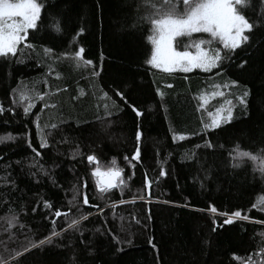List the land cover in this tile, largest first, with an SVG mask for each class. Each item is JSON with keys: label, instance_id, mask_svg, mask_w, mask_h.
Wrapping results in <instances>:
<instances>
[{"label": "trees", "instance_id": "16d2710c", "mask_svg": "<svg viewBox=\"0 0 264 264\" xmlns=\"http://www.w3.org/2000/svg\"><path fill=\"white\" fill-rule=\"evenodd\" d=\"M40 2L38 28L0 58V137H14L0 140V264H264V0L238 6L253 29L219 67L179 75L146 62V0ZM222 106L231 121L205 128ZM97 168L119 188L98 190ZM235 211L248 219L225 224Z\"/></svg>", "mask_w": 264, "mask_h": 264}, {"label": "snow or ice", "instance_id": "6c2138e0", "mask_svg": "<svg viewBox=\"0 0 264 264\" xmlns=\"http://www.w3.org/2000/svg\"><path fill=\"white\" fill-rule=\"evenodd\" d=\"M146 2L151 9L142 17L151 26L150 34L147 36V40L151 44V56L146 62L154 68H161L165 72H171L177 68L184 72L191 71L193 68L211 72L213 68L219 67L223 59H226L230 53L249 40L250 37L246 33L251 32L253 29V23H250L249 19L238 10V6H241L244 0H159L158 4L151 3V0H146ZM43 8L44 4L40 0H0V58L17 56L19 46L28 38L29 30L38 28V21ZM56 31H60L59 26L56 27ZM194 33H207L211 39H192ZM180 37L186 39H177ZM217 40L223 46V50H227L223 56L221 55L222 49L211 47L213 42ZM205 45L209 47H203ZM26 47L32 48L33 45L28 43ZM193 47L195 52L189 50ZM45 51L49 50L45 49ZM83 53L84 49L80 47L75 52V58L77 60L83 59ZM83 63L90 65L92 61L85 59ZM115 95L124 100L120 92L117 91ZM244 95L247 96L248 93L246 92ZM20 98L29 99L23 93H21ZM37 98L44 99L39 94H37ZM239 99L241 104L245 103L242 97ZM32 107H34V104L28 103L23 108L24 114L27 115ZM3 111L4 109L0 107V113ZM133 111L138 117L142 115L135 108H133ZM231 118V108L226 110V115H221L218 109L211 123L205 124L204 127L218 128L221 123L230 122ZM52 127H55V125ZM38 132H40L39 127ZM2 139L11 140L14 137L11 135L0 137V140ZM140 139L141 133L137 132L136 140L139 141ZM179 139L183 140L184 136H180ZM46 146V139L41 135L40 147ZM29 147H31V144H29ZM209 147H211L210 144ZM32 151L35 152L36 156L40 155L35 149H32ZM139 155V148H137L132 159H138ZM238 155L248 157L252 161L262 160L261 157L248 152H239ZM95 159L92 155L87 157L90 163ZM39 170L47 175L42 166ZM92 175L106 176V186L114 188L118 186L116 181L121 176V172L109 170L108 173L104 174L97 169ZM160 175L164 176L166 173L161 171ZM145 182V186L150 187L147 177H145ZM119 184H124V181L120 180ZM83 203L86 205L89 203L86 196ZM45 207H50V205L45 203ZM211 211L215 213L217 210L213 207ZM220 214L227 215L225 213ZM55 216H61V212L56 211ZM233 217L241 220L248 219L247 216H242L240 211H235L231 217L224 220V223L231 224ZM86 219L87 215L81 216L80 219H73L69 227L76 226L80 223V220ZM54 223L55 221H53ZM52 235L59 236L60 233L53 230ZM51 242L52 238L49 236L41 239L39 245L50 244ZM37 246L36 244L31 245V247ZM249 264H251V261Z\"/></svg>", "mask_w": 264, "mask_h": 264}, {"label": "rangeland", "instance_id": "374dc122", "mask_svg": "<svg viewBox=\"0 0 264 264\" xmlns=\"http://www.w3.org/2000/svg\"><path fill=\"white\" fill-rule=\"evenodd\" d=\"M30 31V30H29ZM199 36L198 39H200L201 37H203L204 39L208 40V39H211V37L207 34V33H194L193 36ZM202 38V39H203ZM178 39V38H177ZM217 42L219 43V41H214V43ZM220 44V43H219ZM243 44V43H242ZM221 45V44H220ZM207 45L203 46L206 48ZM222 46V45H221ZM20 47V46H19ZM223 47V46H222ZM239 48V47H238ZM190 51L192 52H195V48H191L189 49ZM151 66V65H150ZM151 69L154 71V73H157V74H161V75H170V74H188V73H191L193 72L194 70H201L199 68H193L191 71H188V72H184V71H181L179 68L175 69L174 71H171V72H165L163 71L161 68H154L151 66ZM203 71V70H202ZM221 94L220 92H217L215 93L214 95H210V96H205L203 99H202V103L204 106H207V104H209L213 99H215L216 97H220ZM230 107H225V106H222L219 110H220V114L221 115H226V110L229 109ZM217 111L214 112L213 114H210V119L212 121V118L216 115ZM98 169V168H97ZM97 169H95L93 172H95ZM100 173H104L106 174L107 172L104 171L103 169H99ZM94 176V175H93ZM103 175H97V176H94L95 178V181H96V185H97V189L100 190V186L98 184V179L99 177H101ZM119 188V185L117 187V189ZM104 191H107V190H104ZM148 193H150V190L148 191Z\"/></svg>", "mask_w": 264, "mask_h": 264}, {"label": "water", "instance_id": "95a60500", "mask_svg": "<svg viewBox=\"0 0 264 264\" xmlns=\"http://www.w3.org/2000/svg\"><path fill=\"white\" fill-rule=\"evenodd\" d=\"M121 176H122V174H121ZM120 177L118 178V180L120 179ZM118 180L116 181L117 184H118ZM98 184L100 186V190H108V191H111V190L117 189V187H118L117 186V187H114V188H108L106 186V176H104V175L101 176V177H99ZM148 197H150V193L148 194Z\"/></svg>", "mask_w": 264, "mask_h": 264}]
</instances>
